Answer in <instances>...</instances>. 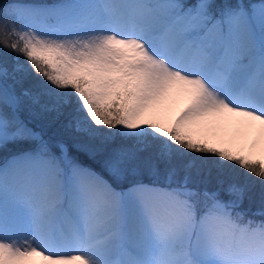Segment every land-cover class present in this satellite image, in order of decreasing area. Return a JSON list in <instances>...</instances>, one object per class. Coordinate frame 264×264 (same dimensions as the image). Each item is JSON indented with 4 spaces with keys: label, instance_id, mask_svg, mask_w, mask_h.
I'll list each match as a JSON object with an SVG mask.
<instances>
[{
    "label": "snow or ice",
    "instance_id": "1",
    "mask_svg": "<svg viewBox=\"0 0 264 264\" xmlns=\"http://www.w3.org/2000/svg\"><path fill=\"white\" fill-rule=\"evenodd\" d=\"M0 46L14 53L0 63V148L40 141L0 168V264H264V196L246 218L245 186L223 200L175 168L166 186L117 191L20 116L67 114L118 181L154 152L213 156L264 184V0L2 4ZM117 138L132 143L109 150Z\"/></svg>",
    "mask_w": 264,
    "mask_h": 264
},
{
    "label": "trees",
    "instance_id": "2",
    "mask_svg": "<svg viewBox=\"0 0 264 264\" xmlns=\"http://www.w3.org/2000/svg\"><path fill=\"white\" fill-rule=\"evenodd\" d=\"M63 0H0V5L8 3H18L21 5H28V3L34 4H54L60 3ZM180 3L186 5H194L198 0H179ZM215 4H223L225 0H213ZM230 3H235L236 0H228ZM249 2V0H245ZM12 53L2 46H0V60L5 59L7 65H11ZM23 59V58H21ZM10 63V64H9ZM10 83V81H9ZM39 78L34 76H29L25 80V87H33L38 90ZM42 100H45L44 97ZM42 109L38 106H29L22 109L20 116L21 119L28 125L29 128L33 129L35 133L39 135L44 141L48 142L52 154L56 157L61 158L63 154L60 149L56 146L59 143H63L67 147L68 158L88 169H94L105 176L110 182L117 186H126L132 182V179L141 180L145 183H155L161 187L166 186V171L168 168L172 167L176 169L177 175L176 179H182L187 176L189 182L194 179V182H190L191 186L198 189H208L216 190L221 189L220 197L223 200H229L232 197L228 195L223 189L227 188L230 184L243 185L246 187V192L244 195L243 203L241 204V210L247 213L246 218L260 220L261 217L254 216L253 213L261 207L262 196H264V184L261 183L256 177L249 176L242 169L232 165V164H221L216 158L215 160H209L212 156H202L197 154H174L170 161H164L157 159L154 152H147L150 156L151 161H153V166H148L147 171H141L139 174L125 181H118L107 171L104 160V155L107 151H98L92 154L90 148L87 147V140L81 134L78 138H74L76 133L69 129L67 114L64 117H52L49 113L46 117V112L40 113ZM79 138L83 142H79ZM84 138V139H83ZM91 141V140H90ZM129 146L132 142L125 141ZM40 141L39 140H27L18 142H9L6 148H0V160L6 158L11 153L21 152V151H34ZM112 148L109 147V150ZM104 152V153H103ZM142 155H145L142 154ZM61 166L65 167L63 159L60 160ZM156 168L159 170L158 175L153 176L152 169ZM199 167L202 168L199 171ZM143 169V167H141ZM151 170V171H149Z\"/></svg>",
    "mask_w": 264,
    "mask_h": 264
},
{
    "label": "rangeland",
    "instance_id": "3",
    "mask_svg": "<svg viewBox=\"0 0 264 264\" xmlns=\"http://www.w3.org/2000/svg\"><path fill=\"white\" fill-rule=\"evenodd\" d=\"M34 3H28V5H33ZM13 57H14V53H12V56H11V65H9L8 67H9V70H11V67H12V64H13ZM3 59L4 60H0V63H4V62H6V61H9V60H7V59H5V57H3ZM6 60V61H5ZM10 64V63H9ZM10 83H11V81H10ZM40 83V82H39ZM39 83H38V86H39ZM44 99L46 100L47 99V97H44ZM40 113H44V111L43 110H41V112ZM47 114L48 113H46V117H48L47 116ZM52 117H54V118H56L57 116L55 115V114H52V113H49ZM69 129H71L69 126H67ZM76 133V132H75ZM78 134H80V133H76V135L74 136V138H78L80 135H78ZM81 135H83V134H81ZM84 136V135H83ZM85 137V139L87 140V147H89V148H91V146L95 143V141H90L89 139H88V137H86V136H84ZM84 139V138H83ZM79 142H83L82 141V139H80L79 138ZM128 145L126 144V142L124 141V140H121V139H119V138H117L115 141H114V143H112L109 147H111V148H119V147H127ZM104 153V152H103ZM12 154V153H11ZM10 154V155H11ZM107 154H108V152H107ZM107 154L106 155H104V157L106 158V156H107ZM10 155H8L7 157H9ZM143 157H144V163H143V165H142V167H143V169H141V171L143 172V171H147L149 168H145V167H148V166H153V161H151V158H150V156L147 154V153H145V155H143ZM211 160H215V157H213L212 156V158L209 160V162H211L212 163V161ZM5 162V161H4ZM62 168V167H61ZM63 168H65V167H63ZM154 168V167H153ZM170 168H172V167H170ZM202 168H200L199 167V171L201 170ZM149 171H151V170H149ZM190 177L191 176H189V179H190ZM110 182V181H109ZM190 182H194V179L193 180H191ZM143 183H145V182H143ZM195 183V182H194ZM109 184H111L112 185V187L113 188H115L116 190H118V191H123V190H126L129 186L127 185L126 187H124V188H120V187H122V186H117V185H115L114 183H112V182H110ZM145 184H148V183H145Z\"/></svg>",
    "mask_w": 264,
    "mask_h": 264
},
{
    "label": "bare ground",
    "instance_id": "4",
    "mask_svg": "<svg viewBox=\"0 0 264 264\" xmlns=\"http://www.w3.org/2000/svg\"><path fill=\"white\" fill-rule=\"evenodd\" d=\"M7 164V163H6ZM5 166V164L4 165H2V166H0V168H3ZM118 191V190H117ZM64 251H72V249H64Z\"/></svg>",
    "mask_w": 264,
    "mask_h": 264
}]
</instances>
